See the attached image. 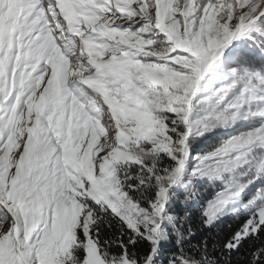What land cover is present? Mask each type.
<instances>
[{
    "label": "snow or ice",
    "instance_id": "1",
    "mask_svg": "<svg viewBox=\"0 0 264 264\" xmlns=\"http://www.w3.org/2000/svg\"><path fill=\"white\" fill-rule=\"evenodd\" d=\"M0 264H264V0H0Z\"/></svg>",
    "mask_w": 264,
    "mask_h": 264
},
{
    "label": "trees",
    "instance_id": "2",
    "mask_svg": "<svg viewBox=\"0 0 264 264\" xmlns=\"http://www.w3.org/2000/svg\"><path fill=\"white\" fill-rule=\"evenodd\" d=\"M208 135H212L209 133ZM220 137H214L212 140L209 141L208 145L205 146V150L208 148L215 146L216 144L219 143ZM211 191V190H209ZM234 222L232 220H229L228 218H225V225L223 226L224 228H227L229 225H232Z\"/></svg>",
    "mask_w": 264,
    "mask_h": 264
}]
</instances>
